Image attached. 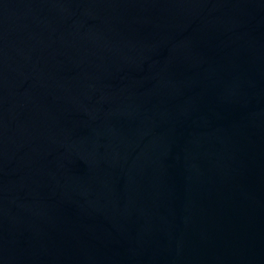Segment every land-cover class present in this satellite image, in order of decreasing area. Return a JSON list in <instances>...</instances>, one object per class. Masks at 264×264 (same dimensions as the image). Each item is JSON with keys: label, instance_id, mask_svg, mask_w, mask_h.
<instances>
[{"label": "water", "instance_id": "1", "mask_svg": "<svg viewBox=\"0 0 264 264\" xmlns=\"http://www.w3.org/2000/svg\"><path fill=\"white\" fill-rule=\"evenodd\" d=\"M0 264H264V0H0Z\"/></svg>", "mask_w": 264, "mask_h": 264}]
</instances>
